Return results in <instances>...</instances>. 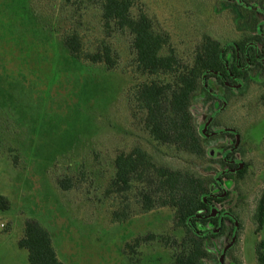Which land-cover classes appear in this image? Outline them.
<instances>
[{"label":"rangeland","instance_id":"374dc122","mask_svg":"<svg viewBox=\"0 0 264 264\" xmlns=\"http://www.w3.org/2000/svg\"><path fill=\"white\" fill-rule=\"evenodd\" d=\"M232 1L140 3L156 9L165 26L183 29L180 39L191 46L197 19L202 33L220 43L233 42L230 36L237 38L239 32L231 33L232 17L220 6ZM44 3L0 0V196L9 202L8 210H0V264L23 263L26 252L17 247V241L26 219L48 231L63 264H170L167 249L156 242L141 243L129 257L123 247L138 236L170 233L171 213L161 210L112 223L99 202L102 184L94 180L96 171L109 169L108 158L128 152L144 139L132 126L126 107L127 94L136 83L131 70L124 68L130 55L123 44L117 46L118 67L111 71L70 59L58 33H48L54 14L43 15ZM259 11L264 17V8ZM261 15L259 29L264 22ZM219 114L206 127L205 133L211 135L207 138L226 132H217L220 129L212 125L219 117L218 124L226 126L221 130H234L239 143L233 150L235 135L226 136L217 145L218 156L229 155L232 165L240 164L229 173L246 168L243 181L232 183L231 188L219 185L224 197L236 185L241 198H228L229 205L225 201L214 204L219 211L230 208L238 215L229 212L237 222V232L223 264H256L255 247L264 242V224L257 231L253 219L264 191V85L248 86L244 97L232 100L230 106L226 102ZM210 117L199 118V133ZM73 154L86 168L66 167L58 173ZM56 173L60 178L71 177L74 184L81 179L80 173L83 177L71 190L61 191L52 175ZM223 173L215 175V181L220 183ZM201 229L202 233L208 227ZM231 238L212 242L215 246L223 243L216 264Z\"/></svg>","mask_w":264,"mask_h":264},{"label":"trees","instance_id":"16d2710c","mask_svg":"<svg viewBox=\"0 0 264 264\" xmlns=\"http://www.w3.org/2000/svg\"><path fill=\"white\" fill-rule=\"evenodd\" d=\"M220 6L232 17L231 33L239 32L237 38L230 36L233 42L220 43L202 33L197 19L190 46L180 39L183 29L165 26L157 10L144 7L140 0H45L42 4L43 15L54 14L48 33H58L70 59L111 71L118 67L117 46L123 44L130 55L124 68L131 70L136 83L127 94L126 107L132 126L144 139L128 152L108 158L106 172H95V182L102 184L99 202L112 223L165 210L171 213V226L170 233H149L125 243L127 257L141 243L156 242L167 249L170 264H216L223 243L212 242L231 238L234 224L229 217L222 218L217 233L211 232L224 211L207 216L210 206L224 201L229 205L228 198L239 200L241 195L235 185L224 197L214 177L224 172L220 184L231 188L243 181L246 168L229 173L238 166L232 165L229 155L218 156L217 145L226 136L233 137L230 132L204 138L198 125L200 117L207 120L224 101L230 106L232 100L244 97L248 86L264 85V22L257 28L264 0H233ZM219 117L212 124L217 130L226 127L218 124ZM74 155L67 156L58 173L66 167L86 168ZM58 173L52 175L61 191L71 190L83 177L80 173L74 184L71 177L60 178ZM8 209L9 202L0 196V210ZM227 211L238 217L230 208ZM253 219L257 231L262 229L264 191ZM202 227L208 230L201 233ZM17 247L26 252L28 264H63L50 234L35 220L24 221ZM254 254L256 264H264L263 241Z\"/></svg>","mask_w":264,"mask_h":264},{"label":"water","instance_id":"95a60500","mask_svg":"<svg viewBox=\"0 0 264 264\" xmlns=\"http://www.w3.org/2000/svg\"><path fill=\"white\" fill-rule=\"evenodd\" d=\"M240 1H241V0H238V2H240ZM240 84H241V83L238 82V86H240ZM225 105H226V102L224 101V102H223V105H222V107H221V109H219L216 113H214V114L210 117V119H209L208 122H207V125H205V126L203 127V129L200 131V134H201L202 137L207 138V137H210V136H211V135H207V134L205 133V129H206V127L210 124V121H211L216 115H218V114L224 109ZM222 131L230 132V133H233V134L235 135L236 141H235V145H234V147H233V150H234V149L237 147L238 143H239V137H238L237 133H236L234 130H231V129H230V130H229V129H227V130H226V129H224V130H219V131H217V132H222ZM239 167H240V164H239L238 168H239ZM237 170H238V169H237ZM216 182L219 183V182H218V179L216 180ZM219 185H220V183H219ZM205 198H206V197H203V201H205ZM217 215H218V210H217L215 207L210 206V214L207 216V218H208V217H215V216H217ZM223 217H229V218H231V219H233V220L235 221V219L230 215V213H228V212H223V213H221V214L219 215V223H218V227H217V229L211 231L212 233H217V232L219 231V229H220V225H221V221H222V218H223ZM189 227L195 232V230L192 228L191 225H189ZM236 232H237V222L235 221V228H234L233 233H232L231 241H230L229 245H227V246L221 251L220 256H219V259H218L219 264H223V258H224L225 251H226L228 248H230L231 245L234 243L235 238H236ZM206 234H207V233L200 234V235H206Z\"/></svg>","mask_w":264,"mask_h":264},{"label":"crops","instance_id":"0c3cea01","mask_svg":"<svg viewBox=\"0 0 264 264\" xmlns=\"http://www.w3.org/2000/svg\"><path fill=\"white\" fill-rule=\"evenodd\" d=\"M19 264H21V263H19ZM22 264H28V262H27V255H25V259L23 260V263Z\"/></svg>","mask_w":264,"mask_h":264}]
</instances>
